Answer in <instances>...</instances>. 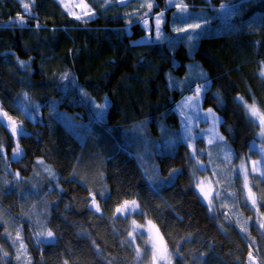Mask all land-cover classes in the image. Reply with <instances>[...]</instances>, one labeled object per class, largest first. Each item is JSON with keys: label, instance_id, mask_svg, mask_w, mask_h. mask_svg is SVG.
<instances>
[{"label": "trees", "instance_id": "obj_1", "mask_svg": "<svg viewBox=\"0 0 264 264\" xmlns=\"http://www.w3.org/2000/svg\"><path fill=\"white\" fill-rule=\"evenodd\" d=\"M186 1L204 10L210 21L194 56L173 34L171 40L140 43L146 30L125 17L138 9L137 4L113 3L106 9L87 0L96 16L83 23L69 16L59 0H35L32 15L24 12L20 0H0V108L26 133L19 136L23 155L15 156L16 138L0 127V256L9 254L0 264H138L134 247L126 242L133 220L140 225L155 223L170 252L179 246L183 260L174 256V264H248L253 249H258L253 253L258 264H264V234L245 200L242 179L233 171L253 154L260 131L236 97L249 104L255 101L264 110V78L259 76L264 67V23L260 22L264 0ZM229 3L240 10L225 22L214 10ZM155 4L154 12L167 13L166 28L172 33L171 13L176 9L166 8V0ZM21 16L26 26L18 23ZM191 61L200 63L211 82L204 106L223 121L224 142L207 146L205 139H199L196 143L206 170L198 169L183 142L165 148L167 139L182 132L175 107L190 93L172 88L168 74L184 77ZM65 73L67 80L62 79ZM217 94L222 103L217 102ZM105 98L110 107L104 123L94 125L93 134L90 138L85 134L83 142L55 117L57 111L66 113L87 125L92 104H103ZM21 105L29 107L35 119ZM31 105H39L38 115ZM137 128L144 130L150 157L140 146L142 141L132 138L139 135ZM223 147L232 153L230 163L222 159ZM140 155L145 158L138 159ZM173 169L178 170L174 180L169 176ZM194 169L197 177L216 178L227 192L215 212L197 194ZM145 170L162 178L157 191L144 179ZM223 174L224 181L219 179ZM252 188L262 214L264 179L254 175ZM92 193L100 212L89 207ZM124 200H136L144 215L114 214ZM35 216L45 221L46 230L36 224ZM47 230L54 233V243L37 236ZM18 231L27 249L20 261L15 258L19 245L12 243ZM135 244L147 253L140 235Z\"/></svg>", "mask_w": 264, "mask_h": 264}, {"label": "snow or ice", "instance_id": "obj_2", "mask_svg": "<svg viewBox=\"0 0 264 264\" xmlns=\"http://www.w3.org/2000/svg\"><path fill=\"white\" fill-rule=\"evenodd\" d=\"M97 2L99 5H102L106 9L109 8L113 3L125 7L129 6L132 3H137L139 5L138 9L130 13H125V17L127 18L128 23L132 24L133 19H135L136 23L142 25L147 32V42L161 41L162 39L171 40V38L165 37L162 31V25L164 24L165 19V12L159 11V13L157 14V12L153 11L154 7L158 8V5L155 4V0H93V3ZM206 2L210 4V0H206ZM20 3L23 6L24 12L27 15H32L31 8L34 6L35 0H31V3H25L24 0H20ZM59 3L68 13L69 16H72L74 19L82 21L83 23H88L90 19H94L96 16L95 9L89 3H87V0H59ZM166 8H175L177 10L176 12L172 13V15L174 21L178 22V25L174 26L172 30L176 33L184 34L182 37H178V39L182 41H187L191 45L194 41L199 40L203 35L206 34V32L209 31V29L205 27V25L210 23L208 17L204 13L194 14L192 12H189V5L185 3L184 0H166ZM74 9H80V11L76 12ZM239 10V7L229 3L221 4L220 8L214 11H217L219 13L217 18L228 22L230 21L232 16L239 14ZM193 18L203 20L204 24L189 23L188 21L192 20ZM260 22L264 23V18H261ZM18 23L21 26H26V22L22 16L18 17ZM37 27H39V25H37ZM171 42L175 43L176 41ZM20 64L24 67L27 66L23 61H20ZM259 76L261 78H264V67H262L261 71L259 72ZM62 79L67 80L68 74L65 73ZM72 83H75L74 79L72 80ZM208 86L210 85L195 87L192 90L193 95L185 97L184 100L177 106V111L181 117V124L183 130L175 139L169 138L165 141V148L169 150L174 148V146L180 142H183L187 147H189L191 150V157L196 160L198 169H203L204 165L201 164L199 161V154L195 147L194 141L198 138L203 141V134H207L210 137V139L208 140L209 144H213L218 141H224V137L219 135V133L216 131L218 125L223 121H221L220 117L216 115L213 109L209 108L206 113H202L200 109V104L202 102V94L207 91ZM81 95L87 96L88 94L85 92H81ZM25 99H27V94H25ZM236 101L244 110V113L247 116L249 122L251 124L256 125L260 129L257 135L261 139V141L264 142V110H262L255 103V101L249 104L242 96H237ZM217 102L222 103V98L219 94H217ZM55 103V101L52 102V107H55ZM20 107L22 111H25L28 114L30 119H35V115H33V113L31 112H28L27 107H25L24 105H21ZM31 107L36 110L35 114L38 115L39 105H31ZM109 107L110 103L107 101V98H105V103L103 104H92L93 112L90 115L89 123L87 125L78 124L75 118L68 117L66 113H60L57 111L55 113V117L56 119L63 121L67 128L74 135L83 140L85 138V134H87L89 138L91 137V135L93 134L94 125L104 123L107 109ZM193 116H195L197 121L203 120L205 123L211 120V127H209L208 129H200V133L202 135H200L199 137L194 136L192 132ZM5 119L7 120V123L5 122ZM0 127L9 129L14 137L26 135V133H24L23 131L22 126L18 125L16 121L13 120L7 112H3L2 109H0ZM161 130L167 131L163 126H161ZM104 131L108 132L109 130L105 128ZM135 133L139 135H134L132 138L139 139L142 141L140 146L144 147L145 154L150 157L151 152H149L148 148L146 147L147 142L142 136L141 129H135ZM15 144L16 146L13 154L15 156L23 155V150L19 144V139H16ZM157 147H159V145ZM252 147L253 149H256V152L258 154L261 155V160H250L248 164L241 163L239 165L238 175L242 179L243 188L246 189L245 200L246 202L250 201V206L253 208L254 211H256L257 199L255 193L252 191V188L249 185V169L252 174H258L259 179H264V146H261L257 149L256 145L253 144ZM2 152L3 148L0 147V153ZM137 158L143 160L145 156L140 155ZM223 159L224 161L230 163L232 159L231 152H225ZM38 163H43V161H38ZM46 170L49 171V173L54 177L55 174L52 173L50 169ZM154 171H156L155 168ZM177 171V169H173L172 172L169 173V176L172 177L173 180L175 179V173ZM233 171L235 172L237 170L233 169ZM213 175H215L214 170ZM16 176L19 177V173H16ZM143 176L146 182L152 188V190L157 191V181L162 179L158 176V172L156 175H150L145 170L143 172ZM192 177L194 187L198 189V196H200L203 201H206V206L208 207L210 212H215L216 209L214 206V199L218 200L220 197V193L218 191L215 192L214 197V189H212L211 187H207L206 189V184L211 185V180H208L207 182L205 180H201L199 177L196 176V169L193 170ZM169 183H171V181H169ZM217 183H219V181H217ZM91 195L92 201L89 207H94L95 212H100L101 209L96 201L95 193H92ZM100 195L103 197L104 193H100ZM114 214H119L120 216H132L133 214H139L141 216L144 215L142 209L140 208V204L136 200H124L118 207L115 208ZM225 218L227 219L228 217L225 216ZM147 224L151 225L152 222L147 221ZM258 226L260 228H264V213L259 215ZM144 227V225H137L136 221L133 220L132 229L128 233L130 239L126 241L130 244V246L134 247L135 258L137 259L138 264H144V261L146 259L150 260V264H173L174 256H180L181 260H183V256L179 251V246L175 248L174 252H170L167 247L166 241H164L163 236L159 234L158 229L156 230V234L153 235L152 229L148 228L146 230L147 237H145V234L141 232V229ZM241 230L246 231V229L243 228ZM6 235L11 238V233L6 232ZM137 235H140L142 242L148 245L147 253L142 251L139 245L135 244ZM37 236L45 237L44 242L46 243L55 242L54 233L51 230L39 232L37 233ZM36 242L41 243L39 239H37ZM12 243L13 245H16L17 243L19 245L15 252V258L16 260L20 261L21 257L26 254L27 249L26 245H24L23 243V238L20 235L19 231L17 232L15 239L12 240ZM93 244H95V241H93ZM249 247L250 249H253L252 244H250ZM96 248L98 250L99 246L96 245ZM254 251L258 253V249L250 250L248 253V264H258L257 256L253 254ZM8 255L9 254L7 252H2V256H0V259H2L3 257H7ZM64 264H68V262L65 261ZM109 264H111L110 261Z\"/></svg>", "mask_w": 264, "mask_h": 264}, {"label": "rangeland", "instance_id": "obj_3", "mask_svg": "<svg viewBox=\"0 0 264 264\" xmlns=\"http://www.w3.org/2000/svg\"><path fill=\"white\" fill-rule=\"evenodd\" d=\"M24 2L25 3H31V0H24ZM184 2L185 3H187V1L186 0H184ZM134 5H136L137 3H133ZM138 5V4H137ZM194 6H190L189 5V12H192V13H194V14H199V13H202L204 10H202V9H194L193 8ZM76 12H79L80 11V9H74ZM177 10H175V11H173L172 13H174V12H176ZM172 13H171V17H172V20H171V24H170V29L172 30L173 29V27L174 26H177L178 25V22H175L174 21V18H173V15H172ZM216 14H213V16H215ZM252 19V21L254 22V23H256V22H258L257 20H258V16L257 17H252L251 18ZM215 20V19H214ZM214 20H213V22H214ZM167 22H168V15H167V13H165V19H164V24L162 25V31H163V33H164V36L165 37H170L172 34L174 35V36H176L177 38L178 37H182L184 34L183 33H176V32H174L173 30H172V33H169L168 32V30H167V26H166V24H167ZM189 23H201V21L200 20H198V19H195V18H193L192 20H190V21H188ZM182 26V25H181ZM166 39H162L161 41H165ZM140 43H151V42H147V34H146V36L145 37H143L140 41H139ZM156 42H159V41H156ZM184 44H186V46L188 47V50H189V53H190V55L191 56H194V53H195V51H196V49H197V47H198V40L197 41H194L191 45L189 44V42H187V41H182ZM201 74H204V75H201ZM168 80H169V83H170V86L172 87V88H177L179 91H181V92H186V91H190V93H187V94H185L184 96H183V98L181 99V101L176 105V107H175V111L177 112V114L179 115V113H178V111H177V106L184 100V98L185 97H187V96H191V95H193V91L191 92V90H193L195 87H197V86H205V85H211V82H210V80H209V78H208V73L204 70V68L200 65V63L199 62H197V61H191L190 63H189V65H188V72H187V74L184 76V77H177L176 75H174L173 73H169L168 74ZM209 88H210V86H208L207 87V91L209 90ZM207 91H205L203 94H202V102H201V104H200V109H201V111H202V113H206L207 112V110L209 109V108H206L205 106H204V101H205V96H206V92ZM107 101L109 102V100L107 99ZM110 103V102H109ZM1 109V108H0ZM109 109V108H108ZM108 109H107V111H108ZM212 109V108H211ZM27 110H28V112H29V107H27ZM214 110V109H213ZM3 111V110H2ZM4 112V111H3ZM214 112L216 113V115L218 116V117H220V115L214 110ZM67 116L68 117H72V118H74L73 116H70L69 114H67ZM180 116V115H179ZM106 117V116H105ZM181 118V117H180ZM220 119H221V121H222V118L220 117ZM14 120V119H13ZM16 121V120H15ZM5 122L7 123V120L5 119ZM78 124H83V123H80V121H76ZM16 123L18 124V125H20L17 121H16ZM62 123L65 125V123L62 121ZM66 126V125H65ZM220 126H221V123L218 125V127H217V129H216V131L219 133V135H221L222 136V134H221V132H220ZM67 127V126H66ZM164 128H165V126H163ZM209 127H211V120H209L207 123H205L203 120H199V121H197L196 120V118H195V116H193V120H192V132H193V135L194 136H197V137H199L200 135H202L201 133H200V129H208ZM183 130V129H182ZM144 131V130H143ZM143 131H142V133H143ZM11 132V131H10ZM204 135V139H205V143H206V145L207 146H209V145H213V144H215V143H220V142H222V141H218V142H215V143H213V144H209L208 143V140L210 139V137L207 135V134H203ZM159 136H157V138H158ZM16 139H19L20 137L19 136H17V137H15ZM81 142H83L84 141V139L83 140H81L79 137H77ZM198 140H199V138L198 139H196L195 141H194V144H195V147H196V149H197V144L196 143H198ZM224 142V141H223ZM255 145H256V147H257V149L258 148H260L261 146H264V142H262L261 141V139L258 137V140L254 143ZM253 148V147H252ZM227 151H229V150H227L225 147H223V155H222V159H223V157H224V154H225V152H227ZM232 154V153H231ZM249 159H247V160H245L244 162H242V163H245V164H248L249 163V161L251 160V161H257V160H261V155L260 154H258L257 152H256V149H254V152H253V154L250 156V157H248ZM224 160V159H223ZM200 163L201 164H203L204 165V169L206 170L207 168H209L208 166H207V163H205V161H201L200 160ZM240 165V164H239ZM239 165H238V170H239ZM238 170H237V173H238ZM255 175H258V174H255ZM254 176V174H252L251 173V171H250V169H249V185L251 186V188H252V177ZM201 180H205L206 182L208 181V180H211V185H207L206 184V189H207V187H211L212 189H214V191H213V196L215 197V192H219L220 193V197H219V199L218 200H215L214 199V206H215V208L217 207V205H218V203L222 200V198L223 197H225V193H227V192H225L224 193V189H223V186H221L219 183H217V179L216 178H211V177H209V176H207V175H204V174H202L201 176L199 175L198 176ZM219 179L220 180H226V178H225V176H224V174L223 175H221V177H219ZM245 191H246V189H245ZM252 191L254 192V190H253V188H252ZM255 193V192H254ZM256 195V194H255ZM227 197H233L234 198V195H233V193L231 194V193H228L227 194ZM256 199H257V210L255 211L256 212V215H257V220H256V222H257V225H258V218H259V215H260V213H259V210H258V198H257V196H256ZM205 203H206V201H204ZM248 204L250 205V201H248ZM251 207V206H250ZM251 209L253 210V208L251 207ZM35 217H36V219H35ZM34 217V221L36 222V224L40 227V229L41 230H46V224H45V221L43 220V219H41L39 216H35ZM32 220H33V217H32ZM137 225H140V224H137ZM145 227L144 228H142L141 229V232H143L145 235H146V237H147V229L148 228H151L152 229V234L153 235H155L156 234V230L158 229V231H159V234L161 235V232H160V230H159V228H158V226L155 224V223H153L152 222V224L151 225H148L147 223L144 225ZM260 228V227H259ZM260 230L262 231V233L264 234V228H260ZM164 239V238H163ZM165 241V240H164ZM173 264H174V261H173Z\"/></svg>", "mask_w": 264, "mask_h": 264}]
</instances>
